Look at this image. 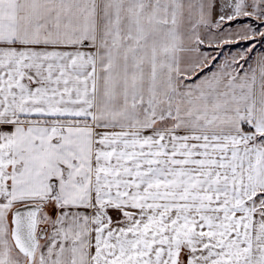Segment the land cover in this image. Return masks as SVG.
Wrapping results in <instances>:
<instances>
[{
  "label": "snow or ice",
  "instance_id": "snow-or-ice-1",
  "mask_svg": "<svg viewBox=\"0 0 264 264\" xmlns=\"http://www.w3.org/2000/svg\"><path fill=\"white\" fill-rule=\"evenodd\" d=\"M0 264H264V0H0Z\"/></svg>",
  "mask_w": 264,
  "mask_h": 264
}]
</instances>
